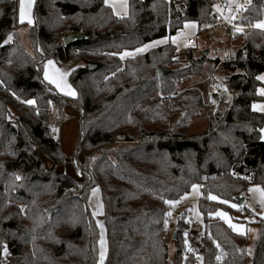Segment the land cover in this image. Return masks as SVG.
Listing matches in <instances>:
<instances>
[{"label":"trees","instance_id":"16d2710c","mask_svg":"<svg viewBox=\"0 0 264 264\" xmlns=\"http://www.w3.org/2000/svg\"><path fill=\"white\" fill-rule=\"evenodd\" d=\"M216 1L129 0V14L118 17L104 0H36L32 57L19 36V0H0V210L7 211L0 222V264H98V228L88 204L95 185L109 246L103 264H198L200 257L201 264H264V217L255 221L250 255L249 237L214 216L219 209L250 214L244 203L234 209L222 201H236L250 183L264 186V113L252 107L264 99L258 93L264 81L257 79L264 73V29L255 26L264 17V0H250L235 20L244 27L236 43L243 37L244 44L223 62L232 99L213 103L208 127L199 133L187 131L188 121L207 109L206 85L179 84L202 74L205 52L194 56L188 47L179 61L176 46L167 43L120 56L175 34L188 20L212 23ZM72 33L86 38L66 45L64 37ZM49 58L77 63L69 75L75 96L43 77ZM159 68L169 71L160 77ZM66 106L80 117L71 156L80 178L59 169L69 157L53 132L52 110L58 125ZM162 124L161 131L149 128ZM195 183L202 190L203 233L191 240L181 216L170 259L164 221L171 205L165 201L179 199Z\"/></svg>","mask_w":264,"mask_h":264},{"label":"rangeland","instance_id":"374dc122","mask_svg":"<svg viewBox=\"0 0 264 264\" xmlns=\"http://www.w3.org/2000/svg\"><path fill=\"white\" fill-rule=\"evenodd\" d=\"M250 0H217L215 3H213L211 6L213 8V12H216V17L212 23H207L203 26H200L197 21L194 20H188L184 23L183 27L179 29L175 34L172 35H166L163 37L155 38L153 40H150L148 42H145L133 49H124L120 56L122 57V54L124 53H132V55H123V59L127 57H133L139 54L146 53L150 51L153 48H156L158 46L172 43L176 46L178 56L177 60L184 61L186 60V52L185 49L190 47L194 56H199L200 54L204 53L206 51V57L207 60L205 62V69L199 76H189L186 79H183L179 87L185 88L192 84H200L202 86L206 85V79L208 76H210L213 73L214 77V83L221 85L222 87H225L226 85V77L227 73L224 69L223 63H216L215 61L219 59L221 62L222 60L228 59L230 56L233 57L234 52L237 48L241 47L244 44L243 37L240 41L232 42L230 39V33L225 27L223 26V23L225 21H228L230 24H235V20L241 12L243 11V8L246 4L249 3ZM35 2L36 0H32V6L30 10V15L32 19V23L29 24L27 20L21 22L20 19V27H19V36L20 40L26 49V51L34 57L35 55V48L33 46V43L31 41L30 31L31 27L34 23V10H35ZM223 2H225L227 5L226 7L223 6ZM114 12L115 15L118 17L126 16L129 14V0H127V8L121 6L119 2L115 4V10L112 5H109ZM125 12L127 14H125ZM260 22H264V17ZM187 25V27H186ZM264 29V28H262ZM68 31H66L67 33ZM173 38H175V42H173ZM194 38L193 43H189V39ZM153 42H159V43H153ZM144 45H149V47L143 51L137 52L136 49L143 48ZM231 45L233 47L231 52ZM40 51V50H39ZM48 61H53V65L49 66L48 71L49 74H52L53 69H59L61 73H67V75L64 77L66 83L71 86V90H73L76 93L75 88L71 85L69 81V75L71 71L77 66V63L74 61H69L66 63H59L53 58L46 59L44 62V69H43V77L45 78V65ZM216 63V65H215ZM260 76H264V73H262ZM259 76V77H260ZM261 81H264L260 79ZM50 84L56 87V89L65 94L66 91H62L60 88L57 87L56 84L51 83L49 80H47ZM264 89L263 86H260L258 90ZM260 94V92L258 91ZM160 104L161 101H165L164 97L165 95L160 93ZM71 96V95H68ZM232 95L228 97L227 101H231ZM257 105L255 110L259 112H263L264 110H261L260 106L264 105V99H259L253 102V105ZM210 103L203 112L199 113L196 117H193L188 121V129L187 131L189 133H199L203 131L208 126V108L210 107ZM216 105H213L212 111L215 109ZM254 109V108H253ZM53 118H52V124L53 128L56 129L55 133L60 137L61 140V147L63 152L65 153L66 157L68 158V161L61 165L59 169L66 174L74 177V178H80L81 172L78 171L76 164L71 160V156L73 155L75 151V147L77 146L79 140H80V117L79 112L77 109L73 108L72 106H66L64 108L65 118L60 121L58 125H55L56 120L58 119L59 115L57 114L56 110L53 109ZM167 124L162 125H152L149 127L151 130H158L161 131L166 127ZM173 123L171 121L168 122L167 127H172ZM140 127L137 126L134 129V133L137 135L139 132ZM264 129V126L262 127ZM264 136V133H261V137ZM119 140L123 139V136L118 135ZM264 140V139H263ZM79 163H82L84 161V155L82 153H79L77 157ZM46 165L48 167H52V163L46 159ZM193 185H197V190H193L192 186L190 190L186 193H184L181 197H185L184 199H181V197L177 200L178 203L171 205L170 213L171 215L168 218L167 223V238L168 243L170 247V253L169 257L170 259L173 258V253L175 250V245L173 241V233L174 229L177 225V222L181 216L185 215V220L189 222V229L187 231L188 235L190 236L191 240L196 241L199 239L200 234L203 233L204 228V216L203 213L199 209L198 201L199 197L201 195V185L198 183H195ZM260 186L261 189H264V186L260 183H250L247 186L246 192L244 194L245 196V202L244 205L250 210V214L243 212L242 214H236L231 213L228 210L219 209L217 211H222L228 214V216L231 218V223L239 226V230H234L237 233L245 234L249 237L250 243H249V254H252L254 241L258 234L257 225L255 224V221L258 219L264 217V205L261 204L259 193L249 191L250 188H254L255 186ZM93 189H98V191L93 192ZM187 194V195H186ZM216 196V195H213ZM217 197V196H216ZM219 199V197H217ZM228 201L227 205H229L231 208H233L231 205H243L240 204L237 201L234 200H225ZM88 204L90 207L91 215L96 223V226L98 228V242H97V263L101 264L100 259V252H101V235H103L104 240V258L102 261V264L105 262L108 256V238H107V231H106V225L104 220V203L102 199V193L99 185H95L91 188L88 198ZM242 208V207H241ZM234 209H240V208H234ZM216 211V212H217ZM215 212V213H216ZM219 219H222L220 216L215 215ZM5 214H7V211L3 212L0 210V222L5 218ZM225 221L224 219H222ZM199 222V225H194V222ZM226 222V221H225ZM228 225L229 223L226 222ZM1 225V223H0ZM101 225L103 228L101 229ZM232 228V227H231ZM233 229V228H232ZM3 231L0 226V237L2 236ZM188 241V239H187ZM8 252L5 251L3 258L7 259ZM249 263V262H248ZM247 263V264H248ZM198 264H201V257L198 261Z\"/></svg>","mask_w":264,"mask_h":264},{"label":"snow or ice","instance_id":"6c2138e0","mask_svg":"<svg viewBox=\"0 0 264 264\" xmlns=\"http://www.w3.org/2000/svg\"><path fill=\"white\" fill-rule=\"evenodd\" d=\"M117 2H119L121 4V6L124 7L125 9L127 8V0H104V3L107 5H112L114 10H115V4ZM31 6H32V0H19V19L21 22H23L25 20H27V22L29 24H31L33 22L31 19V15H30ZM125 14H127V13L125 12ZM255 26L258 28H264V22H258ZM186 27H187V25H186ZM8 40H11V34L8 35ZM8 40H6L5 43H7ZM173 42H175V38H173ZM153 43H159V42H153ZM148 47H149V45H144L143 48L136 49V51L140 52V51L147 49ZM123 55H132V53L126 52V53L122 54V57H123ZM51 65H53V61H48L47 64L45 65V79L49 80L51 83L56 84L57 87L60 88L62 91H66V94L71 95V96H75L76 93L73 90H71V86L68 85L64 79V77L67 75V73H61L59 69H53L52 74H49L48 68ZM257 79L264 80V76L257 77ZM258 91L260 92V94L264 95V89H260ZM26 103L33 104L34 101L29 100V101H26ZM256 107H257V105L254 104L253 108L255 109ZM260 108H261V110H264V105H261ZM55 131H56V129L53 128V132H55ZM260 131H261V133H264V129H260ZM261 138L264 139V136H262ZM16 179L19 180L20 177L17 176ZM192 188L195 191V190H197L198 186L192 185ZM96 191H98V189H93V192H96ZM249 191L259 193L260 202L262 205H264V189H261L260 186L257 185L254 188H250ZM184 198L185 197H181V199H184ZM209 199L216 200L218 198L216 196L209 195ZM222 202L225 204L228 203V201H222ZM165 203L169 204V205H174V204L178 203V201L167 200V201H165ZM231 206L233 208H241L242 207L241 205H236V204H233ZM170 215H171L170 212L165 213L166 217L170 216ZM215 215L220 216L222 219H224L226 222H228L229 226L232 227L233 230H239V226L231 223V218L228 216L227 213L222 212V211H217L215 213ZM164 223H165V227H166L167 226V219H165ZM102 228H103V226L101 225V229ZM100 243H101L100 259H101V264H102V261L104 258L103 235H101ZM217 247H219V245H217ZM5 251H6V249H5ZM217 259L219 260L220 257L217 256Z\"/></svg>","mask_w":264,"mask_h":264},{"label":"built area","instance_id":"2783aa9c","mask_svg":"<svg viewBox=\"0 0 264 264\" xmlns=\"http://www.w3.org/2000/svg\"><path fill=\"white\" fill-rule=\"evenodd\" d=\"M213 17H216V12H213ZM223 26L225 27V29H227L230 33V39L232 42H236L238 40L239 37V33L240 31H242L244 29V27L238 25L237 23L230 24L228 21H225L223 23ZM194 42V38H190L189 43H193ZM231 52H232V45H231ZM231 56L228 58L230 59ZM222 60L219 63H223L224 61L228 60ZM214 81V77H213V73L207 77L206 79V94L208 97V100L210 103H212L210 105V107L208 108V111H210L213 107V103H217V102H221V101H227L228 97L231 95L229 90L226 87H222L219 84H216L213 82ZM161 103H163V100L161 101ZM194 224L196 226L199 225V222H194Z\"/></svg>","mask_w":264,"mask_h":264},{"label":"water","instance_id":"95a60500","mask_svg":"<svg viewBox=\"0 0 264 264\" xmlns=\"http://www.w3.org/2000/svg\"><path fill=\"white\" fill-rule=\"evenodd\" d=\"M226 3L223 2V6L226 7ZM86 38V36L84 34H81V33H72V34H69L67 36L64 37V43L66 45L76 41V40H79V39H84ZM206 53V51H205ZM91 68H94V65H91ZM169 70L166 69V68H159L158 69V75L160 77L164 76ZM234 199L239 202L240 204H243L245 202V196L244 194H239V195H236L234 197Z\"/></svg>","mask_w":264,"mask_h":264},{"label":"crops","instance_id":"0c3cea01","mask_svg":"<svg viewBox=\"0 0 264 264\" xmlns=\"http://www.w3.org/2000/svg\"><path fill=\"white\" fill-rule=\"evenodd\" d=\"M190 40V39H189ZM195 42V41H194Z\"/></svg>","mask_w":264,"mask_h":264}]
</instances>
